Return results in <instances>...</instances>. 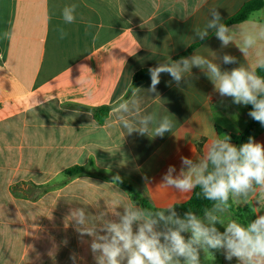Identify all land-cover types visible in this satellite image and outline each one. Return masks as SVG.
<instances>
[{
    "label": "crops",
    "instance_id": "obj_1",
    "mask_svg": "<svg viewBox=\"0 0 264 264\" xmlns=\"http://www.w3.org/2000/svg\"><path fill=\"white\" fill-rule=\"evenodd\" d=\"M249 1L0 0V264H73V256L75 264H95L91 238L81 239L69 211L86 207L97 215L113 200L141 207L125 185L158 208L191 198L193 192L179 199L173 190L158 189L163 174L169 165L178 173L182 156L202 157L214 136L241 133L255 121L248 115L251 105L221 98L207 76L193 68L179 86L162 73L159 97L147 92L150 76L135 87L141 89L142 115L173 120L172 132L163 137L128 135L112 108L132 98L136 73L165 61L194 53L211 59V50L220 58H237L228 65L218 59L222 69L254 66V53L244 58L235 44L222 48L211 30L203 41L190 38L195 27L205 25L211 8H218L225 23ZM72 4L76 22L65 24L62 9ZM253 13L228 25L237 43L245 22H264V6ZM61 27L68 33L64 39ZM81 75L88 84H78ZM104 106L111 109L99 122L93 109ZM250 137L264 143V126L258 122L247 142ZM78 166L84 168L81 174L66 173ZM233 205L256 218L264 215V191L251 204ZM223 219L246 226L231 208ZM200 260L237 264L216 250L201 251Z\"/></svg>",
    "mask_w": 264,
    "mask_h": 264
},
{
    "label": "clouds",
    "instance_id": "obj_2",
    "mask_svg": "<svg viewBox=\"0 0 264 264\" xmlns=\"http://www.w3.org/2000/svg\"><path fill=\"white\" fill-rule=\"evenodd\" d=\"M76 9V4L62 9L65 24L76 22ZM208 16L205 25L195 27L190 38L203 41L211 30L222 48L235 44L244 58L254 53L255 65L240 64L227 70L216 61L237 64L235 56L224 54L220 58L210 50L209 59L194 53L149 68L151 83L147 92L159 97L157 85L162 73L169 74L179 86L192 75L193 68H198L221 98L230 97L236 105H251L248 115L264 126V77L256 71V68L264 69V44L260 43L264 41V22L255 19L245 22L239 29L237 43L236 32L222 22L218 8H211ZM58 32L60 39L68 35L62 27ZM5 35L10 38V34ZM88 82V77L82 75L78 80L80 86ZM140 90L134 87L131 99L113 105L115 122L128 135L163 137L172 132L174 122L169 116L157 118L155 113L141 114ZM31 104L36 108L39 102L33 97ZM180 160L179 172L174 165H169L157 188L173 190L179 194V199H184L199 187L197 195L212 202L202 215L186 211L181 216L171 205L166 211L153 212L135 202L121 200L106 202L107 211L97 215L91 214L86 207L70 209L67 218L75 231L81 239L91 238L90 251L95 264H201V251L209 254L210 250L222 251L226 260L235 258L237 264H264V215H258L246 226L234 219L227 222L223 219L231 207L230 199L236 205L251 204L255 194L264 191V143L250 137L248 142L237 146L231 143L230 136L216 135L210 139L202 157L194 160L182 156ZM115 180L119 181L120 177ZM217 224L222 225L224 231H220ZM72 259L75 264L76 257Z\"/></svg>",
    "mask_w": 264,
    "mask_h": 264
},
{
    "label": "trees",
    "instance_id": "obj_3",
    "mask_svg": "<svg viewBox=\"0 0 264 264\" xmlns=\"http://www.w3.org/2000/svg\"><path fill=\"white\" fill-rule=\"evenodd\" d=\"M263 6H264V0H251L247 3H245L244 6L235 15L230 17L225 22V24L230 25V24H237V23L244 22L245 20H247V18L249 17V15L251 13L261 9ZM256 71H257L258 75L264 77V69L257 68ZM149 76H150V73L148 71H145V70L136 73L133 77V82H132L130 90H133L134 87H136L141 82L146 80ZM251 108H252V106H251ZM110 109H111L110 106H104V107H100V108H94L93 111L96 115L97 120L99 122H103L105 120V118L107 117ZM257 124H258L257 121H253L241 133L230 135L231 143H233L234 145H237V146H239L243 143H246L248 137L255 131ZM83 171H84V168L78 166V167H73L71 169H68L66 171V173L69 175H76V174H81ZM125 186L128 188L130 195H131V198L133 200L139 202L142 208H145V209L153 211V212L166 211L167 210V208L155 207L149 201L143 200L132 187H130L128 185H125ZM198 193H200L199 187H197L193 191L191 198L187 202L175 204L172 207H174L176 209V211L181 216H183V214L186 211H192V212L196 213L197 215H202L205 208L211 207L212 202L205 200L202 197V195H197ZM230 205H231L230 208L235 212L236 216L244 224L247 225L250 221L256 219V217L253 214L247 213L244 209H242L240 207H236L232 203H230Z\"/></svg>",
    "mask_w": 264,
    "mask_h": 264
}]
</instances>
